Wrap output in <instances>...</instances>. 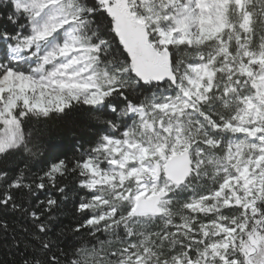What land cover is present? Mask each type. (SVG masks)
Returning <instances> with one entry per match:
<instances>
[{
    "label": "snow or ice",
    "instance_id": "obj_1",
    "mask_svg": "<svg viewBox=\"0 0 264 264\" xmlns=\"http://www.w3.org/2000/svg\"><path fill=\"white\" fill-rule=\"evenodd\" d=\"M0 264H264V0H0Z\"/></svg>",
    "mask_w": 264,
    "mask_h": 264
},
{
    "label": "trees",
    "instance_id": "obj_2",
    "mask_svg": "<svg viewBox=\"0 0 264 264\" xmlns=\"http://www.w3.org/2000/svg\"><path fill=\"white\" fill-rule=\"evenodd\" d=\"M70 139V136H68L67 134H62L61 139L55 140L54 143L60 144L63 147L67 148L68 146H70Z\"/></svg>",
    "mask_w": 264,
    "mask_h": 264
}]
</instances>
